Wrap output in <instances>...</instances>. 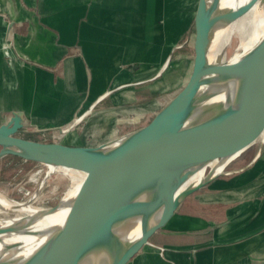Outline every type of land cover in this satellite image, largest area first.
<instances>
[{
    "label": "water",
    "instance_id": "1",
    "mask_svg": "<svg viewBox=\"0 0 264 264\" xmlns=\"http://www.w3.org/2000/svg\"><path fill=\"white\" fill-rule=\"evenodd\" d=\"M204 2L197 0L191 23L189 75L135 127L96 146H71L21 137L17 112L0 123V159L39 166L44 175L37 191L50 175L65 180L47 206L32 208L36 193L17 206L0 205L24 213L18 226L0 219V234L12 235L0 264H73L109 244V264H127L186 198L264 141V35L247 50L239 45L228 59L209 62L200 40ZM249 5L264 12V0ZM64 207L60 221L32 230ZM25 236L39 243L26 246L19 238ZM131 238L127 252L117 255Z\"/></svg>",
    "mask_w": 264,
    "mask_h": 264
},
{
    "label": "crops",
    "instance_id": "2",
    "mask_svg": "<svg viewBox=\"0 0 264 264\" xmlns=\"http://www.w3.org/2000/svg\"><path fill=\"white\" fill-rule=\"evenodd\" d=\"M182 1L188 8L189 0ZM174 5L0 0V123L17 112L23 133L38 134L156 92L187 25L183 14L174 18ZM171 82L161 86L167 93ZM160 99L149 100L137 122ZM94 125L85 135L103 142L119 136ZM85 135L70 145L103 143H84ZM127 264H264V141L247 163L186 198Z\"/></svg>",
    "mask_w": 264,
    "mask_h": 264
},
{
    "label": "rangeland",
    "instance_id": "3",
    "mask_svg": "<svg viewBox=\"0 0 264 264\" xmlns=\"http://www.w3.org/2000/svg\"><path fill=\"white\" fill-rule=\"evenodd\" d=\"M195 1L196 0H189V7L187 8L186 1L175 0L174 18L176 19L180 17L181 19L183 14L187 25H184L178 36V40L173 43L174 50L172 57L170 58L169 63L164 65L163 69L167 72L165 71L166 73L161 74L157 79L158 89L156 92L147 94L148 96L144 94L138 97L136 96L135 101L125 103V105L120 108L106 107L104 110L107 111L103 114L97 115V118L92 117L91 113H89L84 116L79 123L64 133H59L57 130L52 132L45 131L38 134H28L27 138L40 142H57L64 145H70L80 142L81 137L85 135L89 125H105L108 127L110 135L115 137L139 124L140 122L137 121L145 115V112L148 109L145 105L148 101L151 99H160L167 94V91H169V88L165 89V87H161L163 82L168 81V83H170L172 81L169 85L170 88L171 86H175L176 88L190 73L193 58L192 30L190 24L194 14L193 7L195 6ZM243 18H240L235 26L230 27L225 34L217 39L213 48L215 54L212 55V57L210 56L211 62L228 59L235 52L240 43L246 39L247 21H243L244 24L242 26L238 23ZM174 29L176 31L179 30L180 27ZM158 70L160 69L158 68ZM69 125L70 124L60 129L65 130ZM85 136H87V138L84 143L89 145H95L105 141V139L103 140L95 135L92 137L88 133ZM260 144V141L256 143L242 158L230 166L228 174L226 175H230L232 171L247 163ZM43 175L44 171L32 162H23L19 158L13 156L3 157L0 159V198L10 205H18L26 202L36 193L31 203L32 208L37 209L47 206L65 188V180L60 175H50L45 179L41 188L37 191ZM228 177L229 176H226L224 178ZM22 216H24V213L21 211H7L0 208L1 220Z\"/></svg>",
    "mask_w": 264,
    "mask_h": 264
},
{
    "label": "bare ground",
    "instance_id": "4",
    "mask_svg": "<svg viewBox=\"0 0 264 264\" xmlns=\"http://www.w3.org/2000/svg\"><path fill=\"white\" fill-rule=\"evenodd\" d=\"M240 18H243L238 22L240 26L244 24L243 21H247L246 41L240 43L243 49L247 50L264 35V12H261L257 5H254L250 8L249 0H205L204 12L200 27V40L202 49L206 51L208 50L209 62H211L210 56L212 57V55L215 54V52H213V48L217 39L225 34L230 27L235 26L236 22ZM0 205L3 207L10 206V204L1 198ZM15 209L17 211L23 212L21 207H16ZM65 214L66 208H60L53 215L46 217L42 224L34 225L32 230L37 233L39 230L47 228L60 221ZM23 220L24 218L22 217H15V219H9L7 222L2 224H4L5 227L18 226ZM11 236V233L0 234V253L2 252L4 245L10 240ZM19 238L25 243L26 246H33L39 243L38 240H35L38 239L37 237L25 236ZM133 242L134 239L132 238L125 241V243L118 248L116 252L117 255L127 252ZM112 249L113 248L110 244L103 245L98 247L95 251L87 252L84 257L73 264H109L112 259ZM20 253H24L23 250H21Z\"/></svg>",
    "mask_w": 264,
    "mask_h": 264
},
{
    "label": "flooded vegetation",
    "instance_id": "5",
    "mask_svg": "<svg viewBox=\"0 0 264 264\" xmlns=\"http://www.w3.org/2000/svg\"><path fill=\"white\" fill-rule=\"evenodd\" d=\"M3 53L5 54V56L6 55H8L7 53V51H6V49H4L3 50ZM85 115L83 114L82 116H79V117H77L76 118V120L73 122V123H71L69 126H68V128H66L65 130H61V129H56L59 133H64V132H66V131H68L71 127H73V126H75L77 123H79L82 119H83V117H84ZM81 118V119H80ZM79 119V120H78ZM49 131H54V130H49ZM19 135L21 136V137H23V138H26V139H28L27 138V135L28 134H25V133H23V130H22V132H20L19 133ZM21 160V159H20ZM21 161H23V162H25L24 160H21Z\"/></svg>",
    "mask_w": 264,
    "mask_h": 264
}]
</instances>
